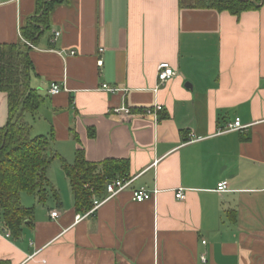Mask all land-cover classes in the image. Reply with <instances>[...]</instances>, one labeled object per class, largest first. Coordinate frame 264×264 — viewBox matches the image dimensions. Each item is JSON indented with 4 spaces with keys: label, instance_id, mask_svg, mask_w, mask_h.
I'll return each instance as SVG.
<instances>
[{
    "label": "crops",
    "instance_id": "1",
    "mask_svg": "<svg viewBox=\"0 0 264 264\" xmlns=\"http://www.w3.org/2000/svg\"><path fill=\"white\" fill-rule=\"evenodd\" d=\"M35 12L36 0H0V43H26L21 28ZM29 47V85L44 96L26 115L32 132L51 135L69 163L82 149L90 162L129 161L136 178L77 221L55 158L47 175L60 200L50 187L45 202L23 193L34 215L18 237L0 219V260L264 264V3L237 16L179 0H65ZM162 62L177 71L163 85ZM52 82L60 93H49ZM155 104L156 115L142 114ZM122 106L133 114L115 111ZM237 118L247 127L220 132ZM7 119L0 92V127ZM222 180L229 190L219 193ZM140 187L159 192L138 202L132 191Z\"/></svg>",
    "mask_w": 264,
    "mask_h": 264
},
{
    "label": "trees",
    "instance_id": "2",
    "mask_svg": "<svg viewBox=\"0 0 264 264\" xmlns=\"http://www.w3.org/2000/svg\"><path fill=\"white\" fill-rule=\"evenodd\" d=\"M65 0H36L35 15L21 28L24 40L34 44L49 28L55 5ZM180 6L228 11L239 16L257 9L264 0H179ZM26 43H0V92L7 95L8 119L0 127V219L12 236H20L26 223L31 222L34 207H25L21 195L28 193L45 202L47 188L53 189L47 172L55 158L69 179L76 211L84 213L93 207L94 197H103L108 179L129 176V161L106 159L103 162L86 160L79 149L73 163L67 162L53 150L51 135H33L27 114H35L44 96L30 87L32 62ZM54 196L60 200L53 189ZM0 264H9L0 260Z\"/></svg>",
    "mask_w": 264,
    "mask_h": 264
},
{
    "label": "built area",
    "instance_id": "3",
    "mask_svg": "<svg viewBox=\"0 0 264 264\" xmlns=\"http://www.w3.org/2000/svg\"><path fill=\"white\" fill-rule=\"evenodd\" d=\"M58 35H59V32H55V39L57 38ZM25 42L29 46H32L31 42H29V41H25ZM74 53H75V51H71V54H74ZM98 64L100 66H102L103 61L99 60ZM176 74H177V71L175 68H173L167 62H162L158 66V72H157L158 83L163 85L166 82H168L170 79H172L174 76H176ZM101 88L104 90L110 91V92H115V91L119 90V88L110 86L108 83L102 84ZM60 91H61L60 85L57 84L56 82H52L50 85V88H49V93L51 95H56V94L60 93ZM161 109H162V106L160 104H155L152 107L144 108L142 114L156 115L158 113V111H160ZM115 111L119 112V113L120 112L125 113L127 115L133 114L132 110L126 106L116 108ZM245 127H247V125L242 124L241 120L239 118H237L234 122L228 123L226 125V127H224L223 129L220 130V132L225 133V132H229V131L243 129ZM188 135H189V141H194V140L198 139L193 131H191ZM135 178L136 177L128 176V177H123V178L122 177H116L115 179H108L106 182V186H105L106 195L104 197H97V196L94 197L93 198V207L90 210L77 215V217H76L77 221H80V220L86 218L87 216H89L90 214L94 213L97 210V208H99V206H101V204H103L105 201H107L108 199L116 196L120 192L131 187ZM228 190H229V185H228L227 180H222L217 184V187H216L217 192L222 193V192H226ZM158 192H159V190L157 188H154L153 190H149L146 187H140L138 189H134L132 191V194H133V199L135 201L142 202V201H145V200H148V199L155 197L158 194ZM176 197L180 200L184 199L185 198L184 190L183 189L178 190L176 193ZM51 216L53 218H57L59 216V214L57 211H53L51 213ZM7 235L10 236V233H7ZM205 242L206 241H203V243H205ZM201 260H202V262L205 263L207 261L206 256L202 255Z\"/></svg>",
    "mask_w": 264,
    "mask_h": 264
},
{
    "label": "rangeland",
    "instance_id": "4",
    "mask_svg": "<svg viewBox=\"0 0 264 264\" xmlns=\"http://www.w3.org/2000/svg\"><path fill=\"white\" fill-rule=\"evenodd\" d=\"M33 135H35V133H33Z\"/></svg>",
    "mask_w": 264,
    "mask_h": 264
}]
</instances>
